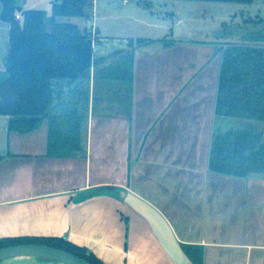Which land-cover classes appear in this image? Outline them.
Segmentation results:
<instances>
[{"label":"crops","instance_id":"1","mask_svg":"<svg viewBox=\"0 0 264 264\" xmlns=\"http://www.w3.org/2000/svg\"><path fill=\"white\" fill-rule=\"evenodd\" d=\"M98 5L92 0L88 16L61 18L92 33L95 58L127 48L130 38L154 41L134 51L130 92L118 81L95 76L96 64L88 90L81 80L55 86L63 93L57 115L84 126L80 139L74 136L79 149L67 155L49 154V115L21 131L9 127L10 115L0 114V238L60 237L107 264H175L149 223L118 192L101 189L112 187L153 205L186 248L202 246L203 264H264V172L240 176L210 166L217 133L248 124L264 133V121L216 110L225 48L264 44L246 41V33L228 40L216 36L215 28L189 36L173 23L162 25L160 36L111 32L103 20L118 14L99 15ZM145 6L123 18L151 25L150 17L139 13ZM4 22L0 18V28H6ZM113 39L124 44L110 49Z\"/></svg>","mask_w":264,"mask_h":264},{"label":"trees","instance_id":"2","mask_svg":"<svg viewBox=\"0 0 264 264\" xmlns=\"http://www.w3.org/2000/svg\"><path fill=\"white\" fill-rule=\"evenodd\" d=\"M1 3L0 18L10 24V41L6 72L0 77V114L10 115L9 127L21 131L35 128L43 116L49 115V154L67 155L79 149L74 145V136L80 139L84 126L80 122L65 123L63 115H57V101L63 100V93L56 85L81 80L88 90L91 68L96 64L95 76L118 81L130 92L134 51L154 39L130 38L127 48L95 58L92 33L75 22L61 20L62 17L88 16L87 7L92 6V0H53L51 15L45 9L24 8L18 0H1ZM17 14L22 19H18ZM243 37L246 41L264 44V26ZM99 64H102L101 70ZM55 107L57 113L54 114ZM216 110L223 116L264 121V47L232 44L225 48ZM2 158L0 154V160ZM210 166L240 176L264 172V133L255 131L251 124L217 133ZM19 243L48 244L66 249L93 264H107L93 252L60 237L0 238V247ZM184 248L195 264H203L202 246Z\"/></svg>","mask_w":264,"mask_h":264},{"label":"rangeland","instance_id":"3","mask_svg":"<svg viewBox=\"0 0 264 264\" xmlns=\"http://www.w3.org/2000/svg\"><path fill=\"white\" fill-rule=\"evenodd\" d=\"M98 14H106L107 10H114L118 15L116 18H108L103 22L109 23L110 31L116 32H142V34H151V36H160L163 34V27L167 23L174 24L182 34L189 36L201 35L197 32L203 28H215L216 36L225 39L238 40L243 34L260 29L264 26V0H254L253 2H226L213 0H130L127 4L124 0H98ZM27 7L36 9H48L51 11L50 0H27L23 2ZM146 5L140 9L141 16H149L151 25H139L137 23H128L124 13L133 14L138 5ZM0 0V10H1ZM153 10L155 12H153ZM166 10L174 11V14H166ZM145 11V12H144ZM160 14L159 16L155 15ZM137 14V13H135ZM152 15V16H151ZM122 16V18L120 17ZM22 19V18H19ZM71 20L77 21L78 17H71ZM124 23H122V21ZM102 22V21H101ZM6 23V22H4ZM92 24V23H91ZM130 24L131 26H129ZM5 25V24H4ZM8 25V26H7ZM8 27V28H7ZM134 30V31H133ZM0 68L4 66L5 55L9 48V22L6 28H0ZM109 31V32H110ZM124 43L119 39H113L107 42L110 49L118 48ZM3 72L0 73V77ZM0 264H65L58 260H52L41 257H11L0 260Z\"/></svg>","mask_w":264,"mask_h":264},{"label":"water","instance_id":"4","mask_svg":"<svg viewBox=\"0 0 264 264\" xmlns=\"http://www.w3.org/2000/svg\"><path fill=\"white\" fill-rule=\"evenodd\" d=\"M119 197L150 225L169 258L175 264H195L177 239L167 219L150 203L125 189L118 191ZM41 257L58 260L65 264H93L87 259L66 249L42 243H19L0 247V260L11 257Z\"/></svg>","mask_w":264,"mask_h":264},{"label":"built area","instance_id":"5","mask_svg":"<svg viewBox=\"0 0 264 264\" xmlns=\"http://www.w3.org/2000/svg\"><path fill=\"white\" fill-rule=\"evenodd\" d=\"M17 18H20V14H17Z\"/></svg>","mask_w":264,"mask_h":264}]
</instances>
